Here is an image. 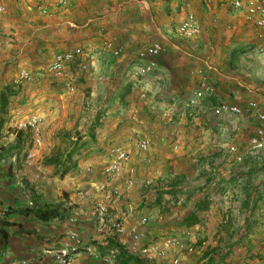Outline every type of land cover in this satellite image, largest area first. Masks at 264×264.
<instances>
[{"label": "crops", "instance_id": "0c3cea01", "mask_svg": "<svg viewBox=\"0 0 264 264\" xmlns=\"http://www.w3.org/2000/svg\"><path fill=\"white\" fill-rule=\"evenodd\" d=\"M1 2L5 11L0 15V91L6 84L13 85L22 69L33 73L38 82H53L48 68L54 54L81 49V44L106 52L103 42L112 40L124 53L123 59H115L106 52L118 62L108 68V73L112 78L123 74L125 96L123 119L81 133L78 145L89 146L85 159L75 151L71 159L76 161L47 165L43 156H33L30 166H25L22 159L28 152L25 134L30 133L20 131L18 140L14 121L33 116L23 114L29 112L32 103L52 93L47 90L34 98L36 93L31 92L21 109H15V100L22 98V92L18 90L10 99L7 121L0 130V209L9 211L0 222V261L54 264L71 227L68 220L74 218L83 245L70 264H113L108 240L115 238L126 249L129 242L128 236L114 233L113 223L119 220L130 227L146 217L147 223L141 227L145 244L189 229L199 241V250L184 256L182 264H217L219 256L211 254L230 250L223 247L246 235L249 222L260 221V210L251 206H264V159L251 152L249 143L256 128L264 123L255 112L241 116L212 112L221 101L241 109L255 101L264 114V88L242 84L240 75H236L244 57H262L256 53L264 44V36L258 37L261 31L246 22L241 12H229L224 5L229 0H71L64 8L57 7L54 0ZM44 8L48 16L41 14ZM176 8L179 19L174 24ZM187 11L195 14L201 27L198 38L192 40L178 36ZM151 36L167 52L158 58L154 71L140 77L136 66L144 62L134 60L133 53L150 42L146 38ZM101 55L94 53L95 62L106 68V57ZM251 64L241 65L239 72L244 76L256 74L257 65ZM197 71L206 75L215 95L202 98L196 108H190L187 97L199 80ZM130 80L138 83L136 91ZM141 91L146 98L140 97ZM63 93L65 102L71 94L66 95L64 88ZM230 117L236 121L227 120L228 125L225 119ZM59 118L53 124L51 118L46 120L42 141L45 128H63L67 118L63 113ZM143 137L151 144L147 164L137 149ZM110 146H122L131 153L137 182L128 191L124 190V181H108L103 174ZM87 167H91V175L88 181H81L82 168ZM147 180L151 185L145 184ZM103 183L106 190L100 191ZM114 190L121 191L119 198ZM161 191L167 192L160 204H155ZM204 197L208 205L204 211H197L199 221L191 227L183 226L182 219ZM98 203L105 205L106 212L97 210ZM47 205L56 207L60 215L43 221L33 214L15 212ZM169 259L150 264H168Z\"/></svg>", "mask_w": 264, "mask_h": 264}, {"label": "built area", "instance_id": "2783aa9c", "mask_svg": "<svg viewBox=\"0 0 264 264\" xmlns=\"http://www.w3.org/2000/svg\"><path fill=\"white\" fill-rule=\"evenodd\" d=\"M71 0H54L57 7L64 8L69 5ZM232 6L235 10L242 13L246 22L254 25V27L261 32L258 37L262 38L264 35V0H232ZM5 11L4 5L0 0V15ZM42 15L48 16V11L44 8L41 10ZM102 33V32H100ZM201 33V27L196 20L193 12L187 11L184 19L178 27V36L181 39L192 40L198 38ZM105 51L111 53L115 59L123 56V48L115 45L112 40H105L103 42ZM263 49H259L262 53ZM167 52V48L158 41H150L137 48L133 55L134 60L144 62V64L136 66V75L143 77L150 74L157 67L156 59ZM83 56L80 48L72 51L57 53L49 64L48 72L50 76L57 82L63 85L66 95L72 94L75 90L74 80L71 75L70 66L75 64L78 59ZM80 70H86L85 64H78ZM199 80L197 85L191 89L187 97V106L196 108L200 100L204 97H213L215 95V87L209 83L206 75L202 71H197ZM33 80V75L30 71L22 69L16 79L15 85ZM144 89V88H143ZM141 98H146V93L141 91ZM65 100V99H64ZM214 115H234L241 116L244 112H255L260 122L264 123V114L261 112L259 104L251 101L247 104L245 109H241L236 105L227 102H219L213 109ZM44 120L40 116H30L27 118L16 119L14 121V131H27L31 135V141L34 145L39 146L42 143V128ZM250 150L257 154L264 150V126L256 128L254 134L250 138ZM151 144L149 139L140 138L137 143V149L142 155V161L149 163L150 159L148 153ZM33 155H27V166L32 165ZM87 172L91 171V167L85 169ZM103 174L108 181H124L123 187L125 191L132 189L136 184V168L132 165V156L128 149L122 146H111L106 153V162L103 167ZM151 181H145L146 185H151ZM107 184L99 186L100 191L106 190ZM116 198H119L121 191L114 190ZM100 213L106 212V207L103 203H98L96 206ZM5 215L4 209H0V221ZM71 227L67 229L64 240L60 249L55 254L54 264H70L73 257L77 255L82 247V239L79 231L74 227L76 220L70 218L68 220ZM147 218L143 217L139 222L130 227H125L121 221H116L112 225L114 233L118 236H128L129 242L127 244V251L136 255L149 263L164 262L169 257L168 264H182V258L186 255L195 254L197 251L196 243L192 241L194 234L191 230L186 229L181 235L166 236L158 242L144 243V233L141 227L145 226ZM74 227V228H73ZM0 264H3L0 261ZM20 264V263H9Z\"/></svg>", "mask_w": 264, "mask_h": 264}, {"label": "rangeland", "instance_id": "374dc122", "mask_svg": "<svg viewBox=\"0 0 264 264\" xmlns=\"http://www.w3.org/2000/svg\"><path fill=\"white\" fill-rule=\"evenodd\" d=\"M231 2L232 0H229V2L224 3L229 12H231L232 9L235 10ZM172 19L174 24L178 23V8H176V11L172 15ZM154 38V36H151L146 39L148 41H156ZM262 41L264 43V40ZM80 46L83 56H81L75 64L70 66L75 90L71 95L67 96V100H65V102L62 101L64 94L62 84L57 81L51 82L52 79L46 80L45 82L40 81V83L35 80L36 78L34 74L31 73L33 75V80L22 83L18 86L13 83V85L18 88L19 92H22V98L15 100V109L22 108V105L27 102V99L29 98L28 96L31 92L36 93L34 98L44 92L47 93V90L52 93L47 96L45 100H37L32 103L29 107V112L25 110V114H23L24 116H40L43 118L45 125L46 120L49 118H51L52 124L53 122L61 119L59 118L61 113H63L64 118H67V120H63V128L58 131L55 130L54 125H51L49 129L45 128L44 140L39 146L32 143L30 134H25V141L28 145V152H24V155L22 156L25 166V160H27L26 155L29 153H34V157L43 156L44 161L58 158L62 164L67 161L66 156L68 153H71L70 155L75 157L73 155L75 151H78V155H82L81 158L85 159V157L88 156V153L84 154V152L89 148V146L85 147V143L78 145L79 140L83 137L81 133H88L91 129H99L105 124H110L120 118L123 119V99L118 97L119 93H123V74L118 76V78H112V74L108 73V68L118 65V62H116L115 59H112L111 56L106 53L107 51L104 52L100 48H97V50H91L88 45L81 44ZM89 49L92 52H90ZM262 49V53L259 51L256 52L258 55L262 56L261 58L253 59L244 57L243 60L239 61L241 64H238L237 66L238 71L236 75H240V81L242 84L253 83L264 88V44ZM248 51L249 50H247V52ZM94 53H102L101 56L106 57V68H102L99 66V63L95 62L96 57L94 56ZM85 55L87 56L85 57ZM46 56L48 58L49 54H46ZM82 58L86 60H83ZM119 59H123V57ZM80 63L87 66L86 70L79 69L78 64ZM249 64L257 65V73L253 75L251 74L250 76H244L242 72H239L242 69L240 66L243 65L242 67L244 68ZM245 73L250 74V70L246 69ZM130 81L132 84L134 83L131 85L133 87L132 90L134 89V91H136L138 83L134 80ZM110 85L112 86V89L109 87ZM113 88H116V90L114 91ZM49 104H52V106H48ZM231 118L234 117L225 119V122L228 125L230 124L227 120H230ZM233 120L236 121V119ZM46 130L49 131L46 132ZM258 155L264 159V150L259 152ZM68 161L76 160H72L70 157ZM36 163L39 164V162ZM90 173L91 171L87 172L82 168L81 181H88V177L91 175ZM167 209L168 208L165 206L164 210L167 211ZM256 209L260 210L257 212L260 221L257 222L252 220V222H249L247 225L249 232H246V235H241L239 239L233 240L228 246L223 247V249L230 247L229 253H231V255L226 254V260L224 259L225 256H223V261L222 259L220 260L217 258V264H264V206L257 205ZM251 235H253V237H248ZM192 241L196 243L197 246L196 241L198 240L193 238ZM200 241L203 242L202 239ZM201 246L202 244H200V247ZM225 251L226 250H224V252ZM214 254L216 253L214 252Z\"/></svg>", "mask_w": 264, "mask_h": 264}, {"label": "trees", "instance_id": "16d2710c", "mask_svg": "<svg viewBox=\"0 0 264 264\" xmlns=\"http://www.w3.org/2000/svg\"><path fill=\"white\" fill-rule=\"evenodd\" d=\"M158 58L156 59V63H157ZM17 94H18V88H16L12 84L4 85L0 91V130L3 126V124L7 121L6 115L8 114V111H9L10 99L12 97H15ZM124 96H125V94H123V93L118 94V97L120 99H123ZM16 135H17L18 140H20L22 137V132L18 131L16 133ZM70 154L71 153H68V155L66 156V160L70 159V157L72 156ZM59 163H60V161L58 158L49 159V160L45 161V164H47V165L59 164ZM165 192H167V191H161L159 193V195H157V197L155 199V204H160L161 196ZM207 205L208 204H207L206 197L195 202L193 210L190 211L182 219V225L185 227H191L194 224H196L199 221L197 211H204L205 209H207ZM244 208H248V205L245 204ZM251 208H252V210H254L256 208V206L252 205ZM56 209H57L56 207H50L47 205L44 208H38V207L37 208H35V207L21 208V209L18 208V209H15V212H23L26 214H33L37 218H39L43 221H48V220H50L52 218H56L60 215V213ZM8 212L9 211L6 210L5 215ZM65 216H67V215H65ZM108 247H109L108 250L113 251V261H114L113 264H150L146 260H144V259H142L136 255L130 254L125 247H122L117 242V240L115 238H110L108 240ZM215 253L216 254H214V252H213L211 254V257H213L214 255L219 256L217 258L221 260V259H223V256H225L226 254L227 255L229 254V250H227L224 254H221L220 250L216 251Z\"/></svg>", "mask_w": 264, "mask_h": 264}]
</instances>
